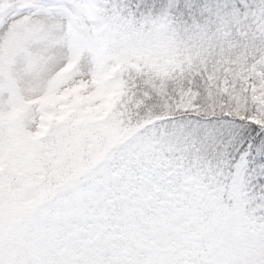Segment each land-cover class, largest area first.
Wrapping results in <instances>:
<instances>
[{
	"label": "snow or ice",
	"instance_id": "snow-or-ice-1",
	"mask_svg": "<svg viewBox=\"0 0 264 264\" xmlns=\"http://www.w3.org/2000/svg\"><path fill=\"white\" fill-rule=\"evenodd\" d=\"M0 264H264V0H0Z\"/></svg>",
	"mask_w": 264,
	"mask_h": 264
}]
</instances>
